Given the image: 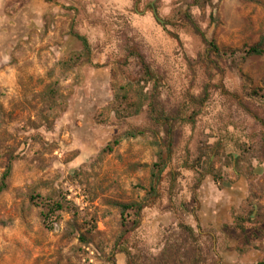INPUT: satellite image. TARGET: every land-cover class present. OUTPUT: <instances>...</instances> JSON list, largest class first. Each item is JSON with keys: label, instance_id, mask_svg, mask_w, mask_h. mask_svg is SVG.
I'll return each mask as SVG.
<instances>
[{"label": "rangeland", "instance_id": "rangeland-1", "mask_svg": "<svg viewBox=\"0 0 264 264\" xmlns=\"http://www.w3.org/2000/svg\"><path fill=\"white\" fill-rule=\"evenodd\" d=\"M202 1L0 0V264H264V0Z\"/></svg>", "mask_w": 264, "mask_h": 264}, {"label": "trees", "instance_id": "trees-1", "mask_svg": "<svg viewBox=\"0 0 264 264\" xmlns=\"http://www.w3.org/2000/svg\"><path fill=\"white\" fill-rule=\"evenodd\" d=\"M191 1H192V3L196 4V3H198L199 0H191ZM206 1H209V0H206ZM202 3L206 4V2H204V0L202 1ZM192 27H193L194 32L201 38L203 43H205L206 45H209L211 48L215 49V46L212 44V42L206 40L203 32H201V30L195 24H192ZM77 37L81 40L84 48L88 49L86 40L81 36L77 35ZM263 46H264V39H261L257 43L251 45L248 48L247 53H249V54H260L263 51ZM135 55H136V58H137L139 64L143 68L144 74L147 76L148 79H151L152 75L150 74L148 65L145 62L144 58L138 53H136ZM206 97H207V92H206V89H204L201 97L198 98V100H197L198 104L201 105L204 102V100L206 99ZM155 119H157L156 121L160 120L159 118H155ZM187 119L189 121H191L192 116L191 115L188 116ZM166 128H167L166 134L168 136L170 134V128H169L168 124H166ZM135 131H138V130L136 129ZM127 133H128V134H126L127 136H130V135L132 136V135L137 134L138 132L128 131ZM115 143H117V141H115ZM170 152H171V144H170L169 139L167 138V140L165 141V150L162 152L161 151L159 152V155H158L159 160L157 162L153 163L151 166V175H150L151 181H150L149 192H148L149 198L151 201H154L158 196V184L160 182L161 173L163 172L165 164H166L167 160L170 158ZM10 170H11V164L9 162H7L3 172L1 174V177H0V193L7 186L6 180L9 177ZM148 204L149 203L145 204V203H141V202H130V203H125V204H117L120 208V214H121V218L123 220V223L125 222L127 215H129V214L133 215V219L131 220L132 226L128 227L127 225H125L126 223L124 224L125 225V229L123 232V238L124 239H126L130 235L132 230L135 229V227L139 224V219H140L142 209L145 206H147ZM55 208L61 209L62 205L57 202L55 205ZM44 216H45V214H44ZM188 231L190 233L189 234L190 238L191 239L194 238V235L191 234L192 232H191L190 228H188Z\"/></svg>", "mask_w": 264, "mask_h": 264}]
</instances>
